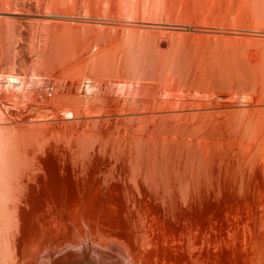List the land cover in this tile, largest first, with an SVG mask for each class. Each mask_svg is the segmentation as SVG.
I'll use <instances>...</instances> for the list:
<instances>
[{
  "label": "bare ground",
  "instance_id": "obj_1",
  "mask_svg": "<svg viewBox=\"0 0 264 264\" xmlns=\"http://www.w3.org/2000/svg\"><path fill=\"white\" fill-rule=\"evenodd\" d=\"M228 2L0 0V264H264V30Z\"/></svg>",
  "mask_w": 264,
  "mask_h": 264
},
{
  "label": "rangeland",
  "instance_id": "obj_2",
  "mask_svg": "<svg viewBox=\"0 0 264 264\" xmlns=\"http://www.w3.org/2000/svg\"><path fill=\"white\" fill-rule=\"evenodd\" d=\"M228 1H230V2H228V4L231 3L232 6H233L234 8L236 7L237 9H238L239 5H238V6H235V4L237 5V4L240 3V4H243V5H244V3L246 2V4H249V6L246 5L248 9H244V8H246V6H245L244 8H242V5H241V8L244 9L245 12L248 11V10L251 11V10H253V9L255 8L253 11H251L252 14H251V12H250V14H251V16L255 14L254 17H255L256 19H257V17L259 16V17H258V20H261V22H259V21H258V22H259V24H261V26H264V21H263V25H262V20H264V19H261L262 15H260V14H262V12H259V13H258V12L256 11V6H257V5H255V1H256V2H259L258 0H249V1L247 0L248 2L245 1V0H243V1H245V2H243V3H241L240 0H232V2H231V0H228ZM233 1H234V2H233ZM238 2H239V3H238ZM251 2L253 3V4H252V7H250V6H251V4H250ZM231 4H230V5H231ZM230 5H229V6H230ZM253 5H254V7H253ZM233 7H232V8L230 7V8L233 9ZM250 8H251V10H250ZM252 8H253V9H252ZM242 9H240L241 12L243 11ZM238 10H239V9H238ZM238 10H235V12L238 13V14H236V16L239 15L240 17H235L233 23L235 22V24H237L238 21L236 22L235 19L237 20L238 18H239V19H240V18H243V19L245 20V22H244L242 19H240L241 22H240L239 24L242 23V25H243V22H244V23L249 22V20H248V21H246V20L248 19L247 17H249L250 14L247 12L246 15L244 14V15L246 16V17H245V16L243 15V13H242V14L239 13ZM244 11H243V12H244ZM232 12H234V9L232 10ZM245 12H244V13H245ZM231 14H232V13H231ZM234 14H235V13H234ZM234 14H233V15H234ZM248 14H249V15H248ZM256 14H257V15H256ZM233 15H232V17H233ZM263 15H264V14H263ZM241 16H243V17H241ZM256 16H257V17H256ZM230 17H231V16H230ZM232 17H231V18H232ZM255 18H253V19H255ZM249 19H251V21H253L252 17H250ZM229 20H231V19H229ZM232 20H233V19H232ZM232 20H231V21H232ZM251 21H250V22H251ZM255 21H256V20H255ZM256 22H257V21H256ZM256 22L253 21V24L256 23ZM258 22H257V23H258ZM247 24H248V23H247ZM247 24H246V25H247ZM251 24H252V22H251ZM251 24H250V25H251ZM253 24H252V26H251L250 28H254V29H258V30H259V28H260L259 31H263V30H264V29H263L264 27H259V26H258V27H256V26L253 27ZM237 25H238V24H237ZM242 25L240 26L241 28H243V27L246 26V25H243V27H242ZM248 25H249V24H248ZM250 25H249V26H250ZM257 25H258V24H257ZM246 27H247V26H246ZM133 172H134V171L131 169V160H128V159H126V158H120V157H118V156H115V157H114V165H113V168H112L111 170H109L108 173H133ZM134 173H135V172H134Z\"/></svg>",
  "mask_w": 264,
  "mask_h": 264
}]
</instances>
